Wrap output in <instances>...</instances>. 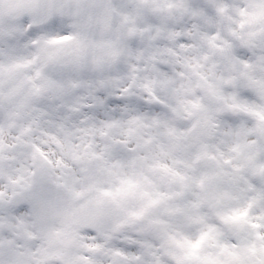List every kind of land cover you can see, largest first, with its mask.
Returning a JSON list of instances; mask_svg holds the SVG:
<instances>
[{
    "label": "clouds",
    "instance_id": "obj_1",
    "mask_svg": "<svg viewBox=\"0 0 264 264\" xmlns=\"http://www.w3.org/2000/svg\"><path fill=\"white\" fill-rule=\"evenodd\" d=\"M0 264H264V0H0Z\"/></svg>",
    "mask_w": 264,
    "mask_h": 264
}]
</instances>
